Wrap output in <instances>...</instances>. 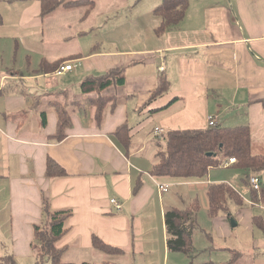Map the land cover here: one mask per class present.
<instances>
[{"label": "crops", "instance_id": "crops-1", "mask_svg": "<svg viewBox=\"0 0 264 264\" xmlns=\"http://www.w3.org/2000/svg\"><path fill=\"white\" fill-rule=\"evenodd\" d=\"M94 1L92 11L75 12L74 19L72 9L80 6L42 15V0H0V260L36 259L35 227L45 221L48 202L51 210L73 211L71 229L56 243L63 254L98 252L96 234L126 251L110 264H183L185 256L190 264L189 254L168 249L166 209L186 208L195 198L209 209L210 183L228 182L243 196L242 181L253 189L251 177L261 176L238 168L239 184L214 173L231 165L203 177L153 175L158 137L173 129H202L213 116L216 125H248L264 152V0H188L181 22L161 34L155 7L163 0ZM89 19L92 26L76 31L80 38L90 32L85 42L71 44L74 22ZM43 62L72 69L40 72ZM115 67L124 68L125 82L101 91L112 102L97 123L92 101L99 93H86L82 84ZM163 76L170 87L153 97ZM62 110L70 121L59 140ZM125 124L129 146L116 134ZM157 127L164 129L159 135ZM49 157L67 176H48ZM261 175L251 204L264 209ZM242 215L249 216L257 261L264 236L253 237L254 225L260 228L253 210Z\"/></svg>", "mask_w": 264, "mask_h": 264}, {"label": "trees", "instance_id": "trees-1", "mask_svg": "<svg viewBox=\"0 0 264 264\" xmlns=\"http://www.w3.org/2000/svg\"><path fill=\"white\" fill-rule=\"evenodd\" d=\"M188 0H163L155 8V12L161 16V24L157 27V33L161 34L171 27L179 24L184 18L188 9ZM86 11H92L95 7L94 0H42V15H47L58 7L70 8L72 6H84ZM43 62L40 67V72L56 71L62 64L60 62L52 65H46ZM125 70L122 67H115L99 76L87 77L83 81V91H96L99 96L93 99L96 105V120L101 123L104 119L105 108L112 102V99L101 94L105 88L111 85H119L125 82ZM170 83L166 77H160L157 88L153 91V97L163 94L169 89ZM175 100V99H174ZM170 103L172 104L173 101ZM169 104V105H170ZM164 106L165 109L168 106ZM59 130L57 139L63 138L65 129L69 126L70 115L67 111L60 112ZM130 127L125 124L119 127L116 131L122 141H125L127 146L131 144ZM158 137L159 149L156 154L152 173L153 175H167L171 177H203L211 169L227 166L226 161L231 157L236 160L231 167L239 169L251 168L259 170L264 168V152L262 147H258L253 141L252 133L248 125L244 126H206L202 129H173L169 130ZM260 152V153H259ZM263 153V154H262ZM47 174L49 177L67 176L65 168L60 166L53 158L47 160ZM208 197V214L210 218L217 217L221 212L229 213L230 204L235 203L239 207L244 206V198L235 187L228 182L222 181L218 183H210L207 186ZM201 205L199 200L195 198L190 202L188 207H169L165 211L164 221L166 222L167 246L173 252H183L186 254L192 253L194 234L193 230L196 226L197 213ZM46 219L35 227L36 239L39 240L36 247L38 250L37 259L43 256H48L51 259V264H76L62 260L63 249L58 248L56 243L70 229L69 220L73 215L71 209L51 210L49 203H45L44 207ZM254 221L261 229H264V217L255 215ZM93 248L104 254L121 256L126 254V251L121 247L114 246L102 237L93 234ZM39 248H41L39 250ZM236 254L240 255L238 251ZM234 256L225 263L232 264ZM0 264H15V260L11 255H7L0 260ZM79 264H91L83 261ZM110 264V262H109ZM208 264H215L209 262Z\"/></svg>", "mask_w": 264, "mask_h": 264}, {"label": "rangeland", "instance_id": "rangeland-1", "mask_svg": "<svg viewBox=\"0 0 264 264\" xmlns=\"http://www.w3.org/2000/svg\"><path fill=\"white\" fill-rule=\"evenodd\" d=\"M99 1V0H98ZM97 1V2H98ZM101 2V0L99 1ZM86 8V5L84 6L80 5L79 8H74L72 9V16L75 15V12H78L80 15L84 14V9ZM62 9V8H59ZM58 11V12H57ZM55 13L51 14L48 16V19L46 20V23H50L51 20H55L57 18V13H60V10H57ZM88 12V11H87ZM55 14V15H54ZM54 15V16H53ZM62 16V14H61ZM76 16V15H75ZM77 17V16H76ZM74 18V16H73ZM75 19V18H74ZM91 19L85 20V21H75L74 22V29L71 31V37H73V43L75 42H85L86 40V35L85 37H78L76 35L77 29H85L88 28L89 26H92L90 24ZM93 34H90L89 37H92ZM77 39V40H76ZM68 40H71L69 38ZM69 44V45H71ZM238 168L234 167L232 169H226V168H219L217 169L216 172L218 175L217 177H223V178H233L234 180L238 181L239 184L241 183L242 179L241 176L239 175V172L237 170ZM255 171L256 174L261 176L262 183L261 186L263 185V176L261 173H263L264 168H260L259 170H254V169H249L247 168L244 172L245 174H248L249 172ZM241 190L242 194L244 197V206L239 207L237 204L229 203L230 204V210L229 213L227 212H221L219 215L215 218H210L208 214V208L204 207L201 205V208L199 212L197 213V223L196 226L193 230L194 234V241H193V250L192 253L189 254L190 256V264H208L210 261L214 262L215 264H222L225 262H228L226 260L228 253V249H233V252H229L230 256H234L235 254V259L233 260L235 264H264V255L263 253L260 252L258 254V260L254 261L253 259L256 257L252 252H255L252 250L251 242L248 239V237L251 235V232L249 228L247 227V222L249 220V216H241V212L243 211L244 213H247V211L253 210V215H264V209L259 208L258 206H254L251 203H254L252 201L253 194L255 192L253 189L250 187V185L247 182L242 181L241 184ZM259 194V193H258ZM225 217L228 219L226 221L223 219ZM233 221L236 222V224L233 223ZM255 228V233L253 234V237L255 240H258V235L263 234L261 228H258L254 225ZM40 245V243H39ZM41 248H39L40 250ZM236 251L241 252V255L236 254ZM38 253V250H37ZM182 255V254H181ZM188 255V254H187ZM185 256V255H184ZM87 257V258H85ZM62 260L63 261H68L72 260L75 262L79 261H87L90 262L91 264H109V262H118L119 257H114V255H106L103 252H95L92 253L90 256L88 255H83V254H78L74 255L73 251H64V254L62 255ZM185 260L183 264L185 263ZM51 264V259L48 256H43L40 259H35V260H28L27 262L25 261H17L15 264ZM180 264V263H178Z\"/></svg>", "mask_w": 264, "mask_h": 264}, {"label": "built area", "instance_id": "built-area-1", "mask_svg": "<svg viewBox=\"0 0 264 264\" xmlns=\"http://www.w3.org/2000/svg\"><path fill=\"white\" fill-rule=\"evenodd\" d=\"M71 69H72V65L71 64H64V65H61L60 67H58V70L56 72L58 74V73H63L64 71L71 70ZM162 69H164V68L162 67ZM208 120H209V122H208V125L209 126H216V123L217 122H216V120H215V118L213 116H209L208 117ZM163 131H164V129L162 127H157L155 129V133L157 135H159ZM235 160H236L235 157H231L229 160L226 161V165L227 166L228 165H231L232 163L235 162ZM250 182H251V185H252V187H253V189L255 191L258 192V191L261 190L260 189V186H261V178L259 176H257V175L252 176ZM168 187H169L168 185H162L161 186V188L164 191L168 190ZM111 203L115 206V208H117V210L122 209L121 208L122 207V202L120 200H117L116 198H112L111 199Z\"/></svg>", "mask_w": 264, "mask_h": 264}, {"label": "water", "instance_id": "water-1", "mask_svg": "<svg viewBox=\"0 0 264 264\" xmlns=\"http://www.w3.org/2000/svg\"><path fill=\"white\" fill-rule=\"evenodd\" d=\"M233 223H234V224H236V222H235V221H233Z\"/></svg>", "mask_w": 264, "mask_h": 264}]
</instances>
